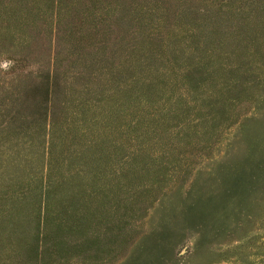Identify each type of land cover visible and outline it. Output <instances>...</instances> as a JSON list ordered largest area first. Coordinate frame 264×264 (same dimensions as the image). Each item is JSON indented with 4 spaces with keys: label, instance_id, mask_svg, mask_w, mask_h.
<instances>
[{
    "label": "rangeland",
    "instance_id": "1",
    "mask_svg": "<svg viewBox=\"0 0 264 264\" xmlns=\"http://www.w3.org/2000/svg\"><path fill=\"white\" fill-rule=\"evenodd\" d=\"M263 133L264 0H0V264L154 259ZM260 194L203 242L171 224L161 264H264Z\"/></svg>",
    "mask_w": 264,
    "mask_h": 264
},
{
    "label": "trees",
    "instance_id": "2",
    "mask_svg": "<svg viewBox=\"0 0 264 264\" xmlns=\"http://www.w3.org/2000/svg\"><path fill=\"white\" fill-rule=\"evenodd\" d=\"M194 77L196 75L192 74ZM216 171L212 183L205 186L203 191L191 197L186 196L182 209L174 212L170 223L162 225L159 238L149 249L151 253L156 251L155 258H149L141 264H161L165 254L173 250V243L181 232L176 227L172 228L171 224L179 223V219L196 231L199 243L215 236L214 233L222 232L231 224L237 226L240 221L251 220L254 206L259 204L260 193L264 194V133L252 138L241 157L219 164ZM54 175L53 165L50 164L47 174L41 179L46 212L52 209L50 200L56 195L60 183L54 179Z\"/></svg>",
    "mask_w": 264,
    "mask_h": 264
}]
</instances>
